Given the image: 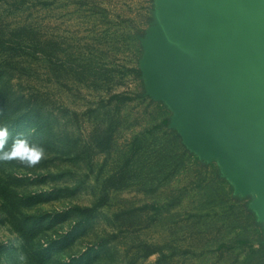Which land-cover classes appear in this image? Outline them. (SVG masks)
Here are the masks:
<instances>
[{"label": "rangeland", "instance_id": "obj_1", "mask_svg": "<svg viewBox=\"0 0 264 264\" xmlns=\"http://www.w3.org/2000/svg\"><path fill=\"white\" fill-rule=\"evenodd\" d=\"M183 1L0 0V150L45 148L0 160V264H264V141L196 98Z\"/></svg>", "mask_w": 264, "mask_h": 264}, {"label": "water", "instance_id": "obj_2", "mask_svg": "<svg viewBox=\"0 0 264 264\" xmlns=\"http://www.w3.org/2000/svg\"><path fill=\"white\" fill-rule=\"evenodd\" d=\"M209 2L218 16L209 22L207 34L223 69L203 106L214 125L237 140L253 141L256 148L264 141V0Z\"/></svg>", "mask_w": 264, "mask_h": 264}, {"label": "crops", "instance_id": "obj_3", "mask_svg": "<svg viewBox=\"0 0 264 264\" xmlns=\"http://www.w3.org/2000/svg\"><path fill=\"white\" fill-rule=\"evenodd\" d=\"M184 1L189 17L194 21H190L185 34L182 56L185 64L187 63V75L191 80L189 82L198 88L199 94L196 98L205 102L213 95L211 82L223 69L218 49L214 47L213 39L207 34L209 22L218 16V8L209 0Z\"/></svg>", "mask_w": 264, "mask_h": 264}, {"label": "clouds", "instance_id": "obj_4", "mask_svg": "<svg viewBox=\"0 0 264 264\" xmlns=\"http://www.w3.org/2000/svg\"><path fill=\"white\" fill-rule=\"evenodd\" d=\"M7 126L0 127V149L7 143ZM45 155V148L42 145L31 143L27 138L18 137L10 149L0 150V160H20L29 166L39 163Z\"/></svg>", "mask_w": 264, "mask_h": 264}, {"label": "trees", "instance_id": "obj_5", "mask_svg": "<svg viewBox=\"0 0 264 264\" xmlns=\"http://www.w3.org/2000/svg\"><path fill=\"white\" fill-rule=\"evenodd\" d=\"M115 181H116V178L113 175H111V176L106 178L105 183L108 186H113L114 187V186L118 185V184L115 183ZM94 209H95V206H91V207H86V208L82 209V211L88 215L92 211H94Z\"/></svg>", "mask_w": 264, "mask_h": 264}]
</instances>
